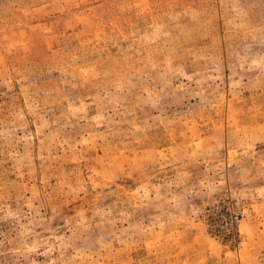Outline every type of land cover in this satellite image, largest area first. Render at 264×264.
<instances>
[{
	"label": "rangeland",
	"instance_id": "1",
	"mask_svg": "<svg viewBox=\"0 0 264 264\" xmlns=\"http://www.w3.org/2000/svg\"><path fill=\"white\" fill-rule=\"evenodd\" d=\"M0 264H264V0H0Z\"/></svg>",
	"mask_w": 264,
	"mask_h": 264
}]
</instances>
